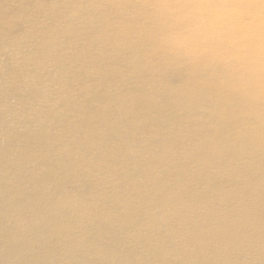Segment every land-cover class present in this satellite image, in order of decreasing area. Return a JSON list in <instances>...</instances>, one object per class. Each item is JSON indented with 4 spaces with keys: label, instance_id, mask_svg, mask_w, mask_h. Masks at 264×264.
I'll return each instance as SVG.
<instances>
[{
    "label": "bare ground",
    "instance_id": "1",
    "mask_svg": "<svg viewBox=\"0 0 264 264\" xmlns=\"http://www.w3.org/2000/svg\"><path fill=\"white\" fill-rule=\"evenodd\" d=\"M231 0H0V264H264V53Z\"/></svg>",
    "mask_w": 264,
    "mask_h": 264
},
{
    "label": "clouds",
    "instance_id": "2",
    "mask_svg": "<svg viewBox=\"0 0 264 264\" xmlns=\"http://www.w3.org/2000/svg\"><path fill=\"white\" fill-rule=\"evenodd\" d=\"M230 25L252 40L264 53V0H231Z\"/></svg>",
    "mask_w": 264,
    "mask_h": 264
}]
</instances>
